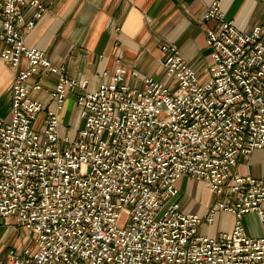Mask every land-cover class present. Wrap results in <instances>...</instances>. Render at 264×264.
Wrapping results in <instances>:
<instances>
[{"label":"built area","instance_id":"built-area-1","mask_svg":"<svg viewBox=\"0 0 264 264\" xmlns=\"http://www.w3.org/2000/svg\"><path fill=\"white\" fill-rule=\"evenodd\" d=\"M44 10L45 0H0V61L12 71L9 115L0 116V217L27 231L0 264H264V21L241 31L213 0L202 15L214 21L203 76L163 42L174 87L150 76L132 86L118 65L88 89L24 42ZM48 75L44 104L31 92ZM69 92L76 122L61 130ZM180 175L217 197L203 214L177 201ZM219 212L234 224L208 234ZM248 214L261 235L245 233Z\"/></svg>","mask_w":264,"mask_h":264},{"label":"crops","instance_id":"crops-1","mask_svg":"<svg viewBox=\"0 0 264 264\" xmlns=\"http://www.w3.org/2000/svg\"><path fill=\"white\" fill-rule=\"evenodd\" d=\"M212 1L45 0L42 16L32 28L22 32L23 39L26 45L44 51L53 63L63 65L69 77L85 78L88 89L108 81L118 65L126 68L125 79L132 86H141L142 78L150 76L174 87L173 76L165 73L161 63L160 44L175 43L180 56L203 76L210 62L206 30L214 21L204 20L202 15ZM219 4L224 18L241 31L264 21L263 0H219ZM2 45L0 41V49ZM11 77V69L0 61V97L4 95L8 101ZM54 81L55 77L48 75L31 95L47 103ZM69 104L74 105L70 92L58 112L61 130L70 125L69 111L66 112ZM176 186L181 207L197 215L217 199L196 178L180 175ZM10 218L13 217H0V257L9 246H19L21 241V236L14 233L19 225ZM229 219L234 220L231 213L219 212L206 227L207 233L230 231ZM3 243H7L6 247Z\"/></svg>","mask_w":264,"mask_h":264},{"label":"rangeland","instance_id":"rangeland-1","mask_svg":"<svg viewBox=\"0 0 264 264\" xmlns=\"http://www.w3.org/2000/svg\"><path fill=\"white\" fill-rule=\"evenodd\" d=\"M8 95L10 96V91L8 90ZM9 107H10V101L6 98V96L2 95L0 97V116L6 117L7 114L9 113ZM69 111V116H70V126H73L74 123L76 122V114H75V106L74 105H68L66 106V112L68 113ZM41 114V113H40ZM40 115H38L39 117ZM251 162H250V167L251 171L255 174H257L260 170V164H261V151L258 149H255L252 154H251ZM240 162H246L245 157L240 158ZM13 219V218H12ZM10 218V221L12 220ZM9 220V219H8ZM229 226L232 228L234 224V220L229 219L228 221ZM241 224L244 228V231L246 234L250 236H259L261 235V226L254 214H248L241 219ZM16 235H20L21 237L25 235L24 230L21 229V227H17L16 230L14 231ZM30 234V233H28ZM2 244V242H0ZM7 243H3V246L6 247Z\"/></svg>","mask_w":264,"mask_h":264}]
</instances>
